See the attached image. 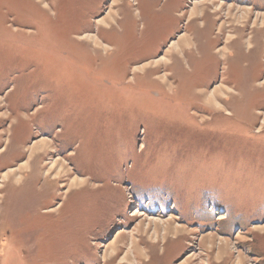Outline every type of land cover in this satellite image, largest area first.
I'll return each instance as SVG.
<instances>
[{
  "label": "rangeland",
  "instance_id": "374dc122",
  "mask_svg": "<svg viewBox=\"0 0 264 264\" xmlns=\"http://www.w3.org/2000/svg\"><path fill=\"white\" fill-rule=\"evenodd\" d=\"M256 15L264 0H0V264H264ZM166 220L178 233L138 232Z\"/></svg>",
  "mask_w": 264,
  "mask_h": 264
},
{
  "label": "bare ground",
  "instance_id": "6f19581e",
  "mask_svg": "<svg viewBox=\"0 0 264 264\" xmlns=\"http://www.w3.org/2000/svg\"><path fill=\"white\" fill-rule=\"evenodd\" d=\"M202 5V4H201ZM200 6V5H199ZM198 8V7H197ZM199 9V8H198ZM228 9V11H227V13H226V15H229V17H231V18H233V19H239L240 21H246L248 18V16L250 17L251 15H249V13H250V11H246V9L245 10H243V9H238V8H236V10L235 11H233V9L231 8V7H229V8H227ZM200 13V12H199ZM196 15H198L197 14V11L196 12H194V13H192L191 14V17H194V16H196ZM226 17V16H225ZM264 18V15H256V17H255V20L254 21H252L251 23L253 24V26H258L259 25V22L258 21H260V20H262ZM251 19V18H250ZM228 20H230V19H228ZM248 21V20H247ZM262 22V24H260V25H262V26H264V21H261ZM228 23H229V21H228ZM236 23V22H235ZM247 23V22H246ZM227 24V23H226ZM240 24V23H239ZM236 25V24H235ZM245 25V24H244ZM237 26V25H236ZM231 27H232V25H231ZM232 31V30H231ZM234 31H235V29H234ZM176 46V45H175ZM45 151V150H44ZM44 151H41V152H44ZM65 169L63 168V165H58V168H56L55 169V171H56V176L57 177H59V176H61V175H65L64 173H65V171H64ZM63 172V173H62ZM151 220H154V219H151ZM174 229V231L175 232H177L178 233V230H177V227H175V226H173V223H172V221H164V222H153V223H150L149 222V224H147V227H143V224L142 223H140L139 224V227H138V232L139 231H141L142 232V234L143 235H146V234H148L149 233V236L151 235V238H152V240H155V239H158V238H160L161 237V235L165 232V231H167V230H169V229ZM178 228H180V227H178ZM131 235H135L136 236V234H131ZM206 241H205V243H208L209 245H208V247L210 248L211 246H212V241H211V239L210 238H207V239H205ZM225 241V240H224ZM110 249H112L113 250V252L115 251V245L114 244H112L111 246H110ZM238 258V261H236V262H238V264H241V262H242V259L240 258V257H237Z\"/></svg>",
  "mask_w": 264,
  "mask_h": 264
}]
</instances>
